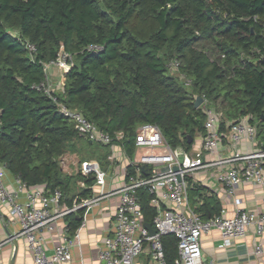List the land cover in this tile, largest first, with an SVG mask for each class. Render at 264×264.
I'll return each instance as SVG.
<instances>
[{"label":"trees","instance_id":"16d2710c","mask_svg":"<svg viewBox=\"0 0 264 264\" xmlns=\"http://www.w3.org/2000/svg\"><path fill=\"white\" fill-rule=\"evenodd\" d=\"M63 49L74 66L54 95L100 130L124 132L130 156L144 123L159 126L172 148L193 151L205 132L198 97L224 112L221 133L248 116L264 142V0H0V161L29 188H59L72 206L76 197H92L96 176L66 173L62 156L80 152L103 170L112 164L111 145L91 142L33 88L44 80V63ZM152 197L141 190L147 224L157 216ZM189 199L204 219L222 213L219 197L202 185L191 187ZM81 216L66 218L71 235ZM162 242L166 262L176 264L177 238Z\"/></svg>","mask_w":264,"mask_h":264},{"label":"built area","instance_id":"2783aa9c","mask_svg":"<svg viewBox=\"0 0 264 264\" xmlns=\"http://www.w3.org/2000/svg\"><path fill=\"white\" fill-rule=\"evenodd\" d=\"M88 49L99 50L102 47L89 46ZM28 51L34 55L37 47L28 43ZM73 66L74 55L61 50L57 59L44 63V80L35 83L33 88L52 97L63 115L91 142L111 145L113 149L123 147L124 132L112 135L100 130L80 111L60 103L54 95L58 84L54 82L53 70H60L65 76ZM177 66L178 63H175L174 69ZM61 82L63 87L60 89L63 91L64 82ZM190 84L188 80L187 85ZM201 106L206 114L205 132L196 151L174 149L159 126L141 124L136 130L134 155L124 152L127 162L123 167L124 184L119 188L107 189V173L100 164L95 160L84 161L80 165V173L84 177L96 176L95 185L99 187V193L85 199L76 197L72 206L65 204V195L59 188H29L17 177H13L9 184L7 166L0 161V206L5 207L11 219L20 224L17 236L26 240L34 264H71L72 249L76 246L81 226L95 206L114 195L120 196V204L113 232L100 247L101 264H134L146 245L150 246L153 264H168L162 242L163 236L168 234L175 235L178 240L179 257L176 264H204L202 237L213 230L220 232L226 245L244 237L252 225L256 226L257 235L261 236L264 233V211L247 210L242 206L237 191L244 183L264 186V142L257 136L258 129L248 116L229 121L227 134H223L220 131L223 114L215 110L206 98H203ZM223 139L225 144L222 143ZM108 160L116 164L118 158L112 153ZM200 172L213 177L225 188L235 206L233 216L226 215L223 210L219 216L204 219L190 204L189 192L195 175ZM78 184L82 188L86 186L83 181ZM142 189L153 196L151 205L157 210L152 224L156 231L154 235L144 225L140 199ZM80 210H84L83 224L71 235L66 223L60 234V244L49 254L45 234L54 230L52 224Z\"/></svg>","mask_w":264,"mask_h":264},{"label":"crops","instance_id":"0c3cea01","mask_svg":"<svg viewBox=\"0 0 264 264\" xmlns=\"http://www.w3.org/2000/svg\"><path fill=\"white\" fill-rule=\"evenodd\" d=\"M53 75L55 83L59 79L65 82L66 77L60 70H53ZM222 143L225 144L226 141L223 140ZM124 152H126L124 146L110 148L109 155L113 153L118 160L116 164L109 163L110 166L104 170L107 173V189L119 188L126 181L123 167L127 162ZM12 178L13 176L9 174L7 177L9 184L13 180ZM194 180L193 186L195 184L202 185L219 197L223 206L222 211L224 210L226 215H234L233 201L227 196L225 188L212 181L213 177L200 172L195 175ZM98 193L99 187L95 185L92 196L98 195ZM237 196L242 200V206L247 210L264 211V186L244 183L239 187ZM119 204L120 196L114 195L104 199L100 205L91 210L88 220L81 226L76 246L72 249L71 264H101L100 247L106 237L113 232L114 219ZM75 214L81 216L80 212ZM66 223H68L66 219L54 222L52 224L54 230L45 234L49 254H52L55 247L60 244V234ZM20 229V224L11 219L8 210L0 206V244H2L0 246V264H34L26 240L17 236ZM202 250L204 264H264V233L261 236L257 235L256 226L252 225L244 237L234 239L231 244L226 245L220 232L213 230L203 235ZM134 264H153L149 245L145 246L143 253L135 259Z\"/></svg>","mask_w":264,"mask_h":264},{"label":"rangeland","instance_id":"374dc122","mask_svg":"<svg viewBox=\"0 0 264 264\" xmlns=\"http://www.w3.org/2000/svg\"><path fill=\"white\" fill-rule=\"evenodd\" d=\"M172 74H176L177 75V71H175V70L172 71ZM56 84H58V87H56V91H61L63 85H62V82L60 81V79H59V81ZM61 92H63V91H61ZM219 112H221L222 114H224V112L221 111V110H219ZM201 141H202L201 136H199V137L196 138L193 151H196L201 146ZM92 147L94 149L95 148H99V145L94 144ZM101 150L102 151H105L104 149H101ZM80 156H82V153H80V152H75V153L68 152L64 156H62V158H61V165H62V167H63V169H64V171L66 173H68V174H77V173H80V165H81L82 162H84L81 159ZM87 160H89V159H86L85 161H87ZM212 181L214 183H217L214 180H212Z\"/></svg>","mask_w":264,"mask_h":264},{"label":"water","instance_id":"95a60500","mask_svg":"<svg viewBox=\"0 0 264 264\" xmlns=\"http://www.w3.org/2000/svg\"><path fill=\"white\" fill-rule=\"evenodd\" d=\"M203 103V98L202 97H198L197 98V101H196V107H200ZM177 170V168H175ZM146 228L150 231L151 235H154L155 234V229L153 228L152 224H147L146 223ZM150 248V246H149Z\"/></svg>","mask_w":264,"mask_h":264}]
</instances>
